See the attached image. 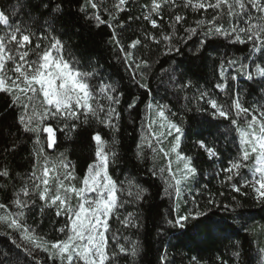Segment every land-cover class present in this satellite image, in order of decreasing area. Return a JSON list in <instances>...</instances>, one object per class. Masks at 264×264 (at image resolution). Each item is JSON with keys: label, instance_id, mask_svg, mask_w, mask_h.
Instances as JSON below:
<instances>
[{"label": "trees", "instance_id": "16d2710c", "mask_svg": "<svg viewBox=\"0 0 264 264\" xmlns=\"http://www.w3.org/2000/svg\"><path fill=\"white\" fill-rule=\"evenodd\" d=\"M8 2L0 0V6ZM91 2L100 7L93 9ZM116 2L30 0L31 8L24 9L16 18L23 20L34 34L30 46L33 49L39 37L50 39L54 34L60 39L67 59L77 62L81 71L95 72L90 82L97 93L101 83L114 85L120 103L113 106L119 116L114 120L116 127L111 128L91 116L85 123L81 115L79 121H67L69 126L77 124L74 132L64 127L63 120H46L44 123L54 128L55 139L53 147L48 148L47 134L41 133L37 144V135L25 132L19 123L20 106L13 105L8 94L0 93V172L9 173L7 177L0 176V202L16 212L19 209L13 200L17 196L28 199L30 208L25 209L28 225L35 227L46 240L66 238L58 231L66 218L56 216V206L46 207L35 194L26 198L21 189L31 185L29 177L34 170L37 176L41 175L46 163L52 168V176L56 171L65 170L64 163H70L69 170H75L74 180L82 181L88 165L95 159L96 145L92 136L98 132L107 149L116 153L114 158H109L108 172L117 182L116 195L121 205L108 221L109 260L105 264H264V204L257 201L250 185H244V181L251 178L255 157H250L248 167H242L232 181H226L228 173L221 171L229 166V161L238 159L241 147L236 128L243 126L244 117L237 118L234 102L239 99L249 108L264 105V77L259 75V68L264 67V49L254 48L251 42H236L234 37L206 35L212 27L207 21L213 16L218 17L217 25L228 30L234 24L245 26L243 15L229 16L226 5L218 9H193L184 7V0H175V5L171 0L168 3L157 0L162 8L159 14L151 13L157 22V27L153 28L151 22L144 19L153 0H127L123 11L115 13L113 19L108 10L115 12L113 4ZM203 2L215 4L216 0ZM96 15L105 23H98L94 19ZM175 15L183 19L176 23ZM198 20L205 24L197 26ZM117 22L123 27H117ZM191 28H196L197 32L186 31ZM113 29L125 50L137 58L150 60V69H137L133 73L113 39ZM165 34L172 36L171 43L163 40ZM146 35L155 36L156 41ZM136 39L141 40V45L130 48V42ZM40 42L47 46L48 40ZM169 47H178L180 51L166 54ZM229 61L235 63L229 64ZM241 65L247 67L242 69ZM249 71L252 79L247 78ZM184 83L189 86L182 88ZM217 84L225 87L222 90ZM201 92L207 93L203 99ZM210 99L230 111V118L213 115L215 110L210 106ZM100 103L107 109L105 97H100ZM130 104L133 106L129 107ZM150 104L168 106L166 116L183 129L178 151L190 157L197 170L178 210L175 189L165 183L169 179V161L159 151L160 145L151 137L148 126ZM172 112L176 115H171ZM232 119H237V125L232 124ZM201 139L215 148L216 157L210 158L200 148L197 141ZM41 149L42 155L38 157ZM161 168L165 171L161 172ZM53 181L49 185L50 195L55 194ZM232 185L240 187V192L234 191ZM209 200L216 203L210 204ZM197 210L208 212L209 219L220 227H201L194 231L198 221L191 219L187 228L176 226L179 216ZM3 213L4 210H0V214ZM129 214L135 227H125L121 222ZM132 242L137 245L135 256L130 252L119 253L117 245L130 248ZM17 243L27 244L21 239L20 231L0 223V264H37V261L54 264L47 252L33 247L34 254L30 255L18 248ZM114 251L119 255L112 257ZM55 264H60L58 258Z\"/></svg>", "mask_w": 264, "mask_h": 264}, {"label": "snow or ice", "instance_id": "6c2138e0", "mask_svg": "<svg viewBox=\"0 0 264 264\" xmlns=\"http://www.w3.org/2000/svg\"><path fill=\"white\" fill-rule=\"evenodd\" d=\"M169 0H164L168 3ZM127 0H117L113 4L115 12L108 10V14L113 19L115 13L123 11ZM175 5V0H171ZM226 5L229 16L243 15L244 27H236L235 24L230 30L217 25L215 21L217 16H213L208 24L212 25L208 34L223 35L225 37H234L236 42L246 43L251 42L254 48L264 49V0H216V3L205 4L203 0H184V7H191L193 9H218ZM59 5L56 6L59 9ZM91 7L97 9L100 7L95 2H91ZM30 9V0H9L6 6H0V30L6 29L3 35H0V93H6L12 98L13 105H19L22 109L18 117L19 123L23 125L25 132H32L37 135L36 143L40 142V134H47V147L52 148L55 143L54 128L51 125L45 124L46 120H63L64 127L69 128L70 132H74L77 128L76 123L70 126L67 121H79L81 115L88 121V117H94L100 123L106 126L115 128L114 120L118 118L119 113L113 105L120 103L119 96L116 94L114 85H106L101 83L99 90L93 88L90 78L95 76L94 71H81L77 66V62L67 59L63 54L62 41L53 34L50 39L47 37L37 38L34 49L30 47L33 44V33L28 26L24 24L23 20L16 18L21 16L24 9ZM162 4L153 0L151 9L145 20H149L153 28L157 27V22L152 19L151 13L159 14ZM239 10V11H237ZM253 13L256 15L254 16ZM94 19L100 23H105L100 15H96ZM183 19L180 15H175V22L179 23ZM197 26L205 24V21L198 20ZM111 27V25H109ZM117 27L123 25L117 22ZM190 34L197 32L196 28L186 29ZM153 41H156L155 36H147ZM163 40L171 43L172 36L170 34L163 35ZM47 39V46L42 45L41 40ZM113 39L116 40L120 51L123 53L124 61L128 67L136 72L137 69H150V60L142 57L137 58L134 53L125 50L120 44L118 35L113 29ZM158 42V41H157ZM141 40H132L129 47L136 49L141 45ZM203 43V42H202ZM176 51L169 47L168 52ZM35 55L36 59H30V56ZM229 64H234L235 61H229ZM246 65H241V68H246ZM143 74V73H141ZM259 75L264 77V67L259 68ZM135 79V75L133 76ZM236 77H233L235 79ZM248 79H252V74L249 71ZM188 83L181 85L182 88L188 87ZM141 87L146 85L141 84ZM216 87L223 88L225 85L217 84ZM207 93L201 92L200 98L203 99ZM105 97L107 100V109L105 105L100 103V97ZM134 103V102H133ZM211 108L215 111L213 115H218L225 119L230 118V111L225 110L218 105L214 99L209 100ZM130 104L129 107H132ZM149 109H152L150 104ZM233 108L236 112L237 118L243 115V126L237 125V119H232L233 125H237L236 130L239 133L240 149L239 157L236 160L229 161L227 168L221 169L222 172L228 173L225 177L226 181H232L234 175H239V170L242 167H248L247 162L250 157H255L256 167L251 180H245L244 185H250L256 195L258 202L264 204V105L256 108L245 107L237 99ZM168 106L165 104H158L156 106V113L158 117L164 121L160 124V128L164 129L167 126V132L160 131L156 133L153 131V137L157 140L159 151L164 153L166 158H169V152L165 151L162 146L163 141L161 137L171 136L173 132L174 143H172L170 151L176 154L178 161L183 162V168L173 171L171 167V160L169 158V165L167 167L169 179L165 180L168 186L174 187L176 195L179 196L182 182L189 180L196 175V168L191 162V158L184 156L178 151L181 136L183 135L182 127L166 116ZM103 114V115H101ZM175 116L176 113L172 112ZM250 117V119L248 118ZM152 123H155L153 121ZM96 145L95 159L88 165L86 174L82 179V186L75 187L70 183L65 184V180L74 179V168L70 169V163H64L62 166L65 169L63 179L60 178L59 173L55 177L56 190L54 195H50L51 189L49 187L51 178L50 168L47 163L42 169L40 176L36 175L35 170L29 177L31 185H25L21 189L24 197H29L32 194L38 195L39 200L44 202L46 207L56 206V216L64 215L66 223L58 229L66 238L46 240L39 235L37 229L28 225L26 221L25 209L30 208L28 199H21L17 196L13 200V204L19 209L16 212H11L3 202H0V210H4L0 214V223H3L7 228L20 231L21 239L27 244L17 243L18 248H23L30 255L34 254L32 248L40 249L48 253V258L52 259L54 264L58 258L60 264H105L109 260V253L107 251V233L109 232V219L121 205L118 202L116 195L117 182L110 176L108 172L109 158L115 157L114 151L108 150L106 142L102 139L100 133H94L92 136ZM200 148L204 149L210 158L218 155L214 147L209 146L205 140H198ZM152 147L151 144L148 145ZM156 151V148H153ZM43 149L37 152V156L42 155ZM63 158V154H62ZM54 167V166H53ZM161 172L165 169L161 168ZM9 175L7 170L0 172V176L7 177ZM223 183V181H222ZM43 185V187H41ZM138 187V186H137ZM236 192H240V187L232 185ZM142 191V189L140 190ZM91 194V195H90ZM132 195L131 192L128 193ZM247 195V193H242ZM223 195V193H221ZM72 196L76 198V205L70 203ZM139 198V197H137ZM210 204H215V200H209ZM227 208V205H225ZM204 218L203 220L201 218ZM198 221L194 225V231L201 227L216 229L220 225L212 222L209 219L208 212L191 211L187 215L179 216L175 220L176 226L181 229L188 227L189 220ZM125 227H135L136 225L129 216H126L121 221ZM171 222V221H170ZM114 239H116L114 237ZM119 253L135 256L137 254V245L135 242L131 243L130 248L123 245H117ZM117 252H112L111 256L119 255ZM37 264L39 262L37 261Z\"/></svg>", "mask_w": 264, "mask_h": 264}, {"label": "rangeland", "instance_id": "374dc122", "mask_svg": "<svg viewBox=\"0 0 264 264\" xmlns=\"http://www.w3.org/2000/svg\"><path fill=\"white\" fill-rule=\"evenodd\" d=\"M5 31H6V29L0 30V35H3ZM30 59H34V58L32 56H30ZM152 106H153L152 109L148 108V119L147 120H148V126L151 128V131H152L151 132V137L153 139H155L153 137V131H155L156 133H159L160 131L167 132V126L165 125L164 129L160 128V124L164 123V121H162L158 117V115L156 113V106L157 105H152ZM153 121H155V123H152ZM175 135H177V134L175 132H173V135H171V136L161 137V140L163 141V143H164V140L166 139V145H164V147H165L164 149H165V151L169 152V158L171 160V167H172V170L174 172L177 171V169L183 168V162L182 161H178L177 158H176V154L175 153H171V151H170L171 145H172V143H174V136ZM169 158H167L168 161H169ZM255 167H256V164L254 165V168ZM254 168H253V170H254ZM253 170H252L251 178L253 177V175H258V174H255ZM64 171L65 170L56 171V172H54L53 176L50 174L51 180L54 179L53 184H52V185H54V191L56 190L55 177H56L57 173H59L60 178L63 179ZM193 178L194 177H191L189 180L184 181V182L181 183V185H180V189H181L180 195L176 196V210H178L179 207L181 206L182 200L185 197H187V193L190 191V188L192 186ZM251 178H250V180H251ZM64 182H65V184H69L70 183L72 186H75V187H81L82 186V181H79V183H77V181H75L74 179H72L70 181L69 180H65ZM70 203L73 206L76 205L77 201H76L75 196L71 197Z\"/></svg>", "mask_w": 264, "mask_h": 264}]
</instances>
